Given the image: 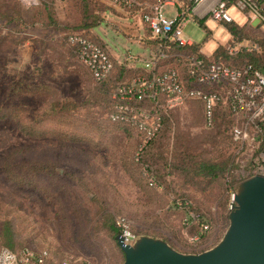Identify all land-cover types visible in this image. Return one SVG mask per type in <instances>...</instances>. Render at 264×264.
<instances>
[{"label":"rangeland","instance_id":"374dc122","mask_svg":"<svg viewBox=\"0 0 264 264\" xmlns=\"http://www.w3.org/2000/svg\"><path fill=\"white\" fill-rule=\"evenodd\" d=\"M163 13L172 18L178 9L164 5ZM207 24L211 30L190 22L184 32L212 59L218 47L242 49L264 40V27L251 19L239 24L240 41L221 24ZM73 34L121 60L128 50L146 56L139 38L151 33L139 12L107 0H0V115H7L0 118V247L47 248L55 261L122 264L108 224L125 216L137 233L164 236L185 250L211 248L229 225L235 186L255 175L264 157L260 144L240 143L230 130L211 131L202 101L191 99L166 117L151 150L162 187H147L132 161L134 140L108 119L111 84L94 81L68 40ZM122 68L118 64L113 81L138 72ZM68 103L77 107L64 112ZM200 160L227 161L230 168L218 178L202 177L194 170ZM180 195L205 215L203 238L189 240L173 204Z\"/></svg>","mask_w":264,"mask_h":264},{"label":"built area","instance_id":"2783aa9c","mask_svg":"<svg viewBox=\"0 0 264 264\" xmlns=\"http://www.w3.org/2000/svg\"><path fill=\"white\" fill-rule=\"evenodd\" d=\"M107 1L115 8L130 13L139 12L143 24L154 38L177 41L185 46H193L196 43L187 38L184 32L188 23L199 24L194 16L205 19L206 25L208 21L222 26L231 22L244 24L251 19L254 25L264 27V0H188L190 5L182 10L178 8L175 0L154 4L145 0ZM164 5L176 6L178 13L172 18L167 17L163 13ZM240 16L245 17V20L239 21ZM70 41L75 44L81 62L98 82L113 79L118 64L126 66L136 64L135 67H143V73L120 82L113 88L109 115L113 121L132 127L142 136L143 143L136 153L137 160L140 159L145 145L163 128L165 115L191 99L203 102L205 124L208 128L215 125L217 107L229 106L234 118L237 119L232 134L240 143L250 140L251 123L257 119L264 120V71L255 70L251 65L245 68L232 67L212 60L202 49L199 52L205 54L207 60L191 51L180 54L149 51V54L143 56L130 50L118 60L103 44L85 35L73 34ZM243 46L256 47L246 44ZM238 49L237 46L228 47L231 54L236 53ZM175 56L178 58L175 61L171 60ZM163 60L166 61L161 63ZM139 64L141 66H138ZM257 173H264V157L255 165L253 174ZM143 174L148 177L152 187H157V180L149 173L146 165L143 166ZM189 204L187 200L178 201L181 208ZM192 220L200 221V215L189 209L184 223L188 224ZM116 223L119 232L127 240L137 236L127 217L117 216ZM202 226L205 230L209 229L208 223H203ZM0 264H79V259L64 257L55 261L47 248L40 250L25 248L15 252L7 246H1Z\"/></svg>","mask_w":264,"mask_h":264},{"label":"trees","instance_id":"16d2710c","mask_svg":"<svg viewBox=\"0 0 264 264\" xmlns=\"http://www.w3.org/2000/svg\"><path fill=\"white\" fill-rule=\"evenodd\" d=\"M175 2H176V5L178 6V8L180 10L186 9L190 5L188 0H175ZM194 18L196 19L199 17L194 16ZM197 21L199 22L200 25H202L203 27H206V29L207 28L210 29L208 27V25H206L205 19L199 18ZM82 26H85V25H82ZM93 26H94L93 24L90 25V27H93ZM224 27L233 36L232 37L233 39H238L239 41L243 39L245 34L243 33L242 28H240L239 24H237L235 22L225 23ZM70 36L71 35H69L68 40H70ZM139 40L144 47L148 48L149 51H152L154 53H159V52L164 51L166 54H172V53H179L180 54V53L191 51L192 53H195V54L199 55L200 57L204 58L205 60H207V56L205 54L199 52L201 50V46L198 43H195L193 46H185V45L179 44L177 41H170V40L166 41V40L154 38L152 36V34H150V39L148 38V40L142 36L139 38ZM238 40H237V42L236 41L234 42V44L236 43L235 45L238 44ZM70 43H72V42L70 41ZM253 45H255L256 47H253V48L242 47V49L239 48L238 51L236 53H233V54L229 53L228 47H224V49L222 47H218L215 50V57L213 59L211 57L210 58L212 60L228 64L232 67L245 68L248 65H251L253 67V69H255V70L264 71V40H261L259 42H255V43H253ZM72 46L75 48V50L77 52V48H76L74 43H72ZM237 57H239V59H236ZM177 58H178V56H175V57H172L171 60L175 61ZM233 60H234V62H233ZM165 61L166 60H163L161 63H164ZM121 66L123 67L122 69H133L135 71H138L137 74H135L134 76L139 75V74L144 72L143 67H133V66H128V65L127 66L121 65ZM92 78H93V76H92ZM129 78H132V76ZM129 78L122 77V80H119V81H113V79H111L112 81L110 80L108 82L107 81L106 82H98L94 78L93 79L95 82H97L99 85H101L103 87L110 86V84H111L110 105H109V109H108V119L113 124H116L117 126L121 127L124 131H126L131 136V138L134 140V143H135L134 146L135 147H134V153H133L132 161L136 165L138 177L144 181V183L147 187L158 189V188L162 187V185L160 183V180L157 178V176L155 174V170L153 169V166H152L153 165V161H152L153 158H152V152H151L152 145L154 144L155 140L158 137H160V135L163 133L164 128H165V121L168 118L167 116L175 110L170 111L167 115H165L163 128L157 134V136L152 138L145 145L144 150L141 153L140 159L137 160L136 153H137L139 147L141 146V144L143 143L142 136L140 134L136 133L137 131L135 129H133L132 127H130L126 124H123L121 122L113 121L109 116L110 112H111V92H112L113 88L118 83L123 82ZM216 89L217 88H213V90H216ZM202 104H203V102H202ZM73 107H77V105L74 103H68V106L64 112H69ZM203 109H204V104H203ZM5 116H7V115L2 114V115H0V118H3ZM8 117H10V116H8ZM204 119H205V109H204ZM236 122H237L236 118H234V114L231 111L230 107L227 105H220L216 109L215 125L210 130L214 131V132H219L221 134H224V133H226V131L230 130V134L233 137L232 128ZM24 126H26V125H24ZM21 128H23L22 124H21ZM250 132L252 134L250 139H252L253 142L256 141L257 143H259L260 147H261V151L264 152V120L257 119L256 121L251 123L250 124ZM132 133L134 135H136V137ZM145 165L147 166L149 173L156 178L157 183H158L157 187H152L149 184L148 177L143 174V166H145ZM229 168H230L229 162H227V161H225V162H213V161H208V160H200V161L194 162V170H195L196 174H198L199 176H202V177L218 178L219 176H222L224 173H226ZM179 200H182V201L187 200V201H189L190 204L188 206L181 208L178 205ZM173 204H174L175 208H177L180 212H182L183 222H184V219L187 217V212L189 209L200 215V221L192 220L190 223H188V224L184 223V224L188 226V235H190L189 237L203 238L206 230L203 228L202 224L207 223L206 218H205V215L196 208V206L193 202V199H191L190 197H184V195L174 196ZM6 227H7L6 229L10 232L11 227H10L9 223L6 224ZM108 227L112 231L113 237L115 239V236L120 231V229L116 223V217H115V219L110 221V223L108 224ZM132 229H133V227H132ZM133 231H134V229H133ZM135 233H136V235L141 234V233H137V232H135ZM149 235H152V234H149ZM156 237H163L166 240V238L164 236H156ZM115 241H116V239H115ZM116 243H117V241H116ZM3 246H6V245H3ZM12 246L13 245L10 244L7 247L10 248L11 250L15 251L14 249H12L13 248ZM118 247H119V245H118ZM202 251H204V250H202ZM15 252H18V251H15ZM187 252H195V251L189 250ZM198 252H201V251H198Z\"/></svg>","mask_w":264,"mask_h":264},{"label":"water","instance_id":"95a60500","mask_svg":"<svg viewBox=\"0 0 264 264\" xmlns=\"http://www.w3.org/2000/svg\"><path fill=\"white\" fill-rule=\"evenodd\" d=\"M229 225L220 241L201 252H183L162 237L115 239L122 264H264V173L239 182L233 192Z\"/></svg>","mask_w":264,"mask_h":264},{"label":"crops","instance_id":"0c3cea01","mask_svg":"<svg viewBox=\"0 0 264 264\" xmlns=\"http://www.w3.org/2000/svg\"><path fill=\"white\" fill-rule=\"evenodd\" d=\"M139 42H140V40H139ZM141 43V42H140ZM143 46V45H142ZM144 47V46H143ZM146 48V47H145ZM147 49V51H148V53L147 54H149V49L148 48H146ZM146 54V55H147ZM138 66H141V65H138ZM188 236H190V235H188ZM163 238V237H162ZM189 238V240L191 239V238H198V237H188ZM167 240V239H166ZM168 241V240H167ZM169 242V241H168ZM173 247H175L176 249H178V250H180V251H183V252H187V251H189V250H185V249H183V247H181V246H179V247H177V246H175L174 244H172L171 242H169Z\"/></svg>","mask_w":264,"mask_h":264}]
</instances>
